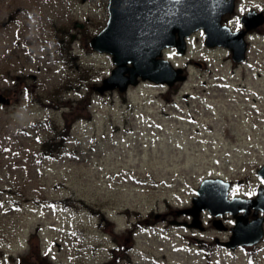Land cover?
I'll return each instance as SVG.
<instances>
[{
	"label": "rangeland",
	"instance_id": "rangeland-1",
	"mask_svg": "<svg viewBox=\"0 0 264 264\" xmlns=\"http://www.w3.org/2000/svg\"><path fill=\"white\" fill-rule=\"evenodd\" d=\"M107 2L0 0V264H247L220 248L204 258L192 237H213L209 221L205 233L171 222L203 177L256 184L264 43L235 66L195 39L185 57L203 65L185 81L102 94L113 63L87 40Z\"/></svg>",
	"mask_w": 264,
	"mask_h": 264
},
{
	"label": "water",
	"instance_id": "water-1",
	"mask_svg": "<svg viewBox=\"0 0 264 264\" xmlns=\"http://www.w3.org/2000/svg\"><path fill=\"white\" fill-rule=\"evenodd\" d=\"M106 9L107 21L87 40L91 50L108 52L113 63L109 73L94 87L102 94L111 89L125 92L129 85L135 86L140 80L164 83L165 86L185 81L184 74H180L183 69L174 68L169 59L162 58L161 51L172 45L178 53H183L185 36L196 28L204 30L207 45L231 46L233 37L236 42L241 36L219 24L220 13L225 8L217 0H109ZM253 14L250 12L247 16ZM232 55L236 62L243 57L240 50L234 48ZM8 102L9 97L0 93V104ZM259 167L257 174L264 178V163ZM228 182L219 176L202 178L190 199L191 204L176 210L180 214H190L187 226L202 229L199 214L207 210L214 218L213 226L220 228L221 221L216 216L235 213L237 203H249L255 209H262L264 214V197L260 195L253 201L239 196L227 198ZM260 221L245 224L236 221L225 245L257 243L262 232Z\"/></svg>",
	"mask_w": 264,
	"mask_h": 264
},
{
	"label": "flooded vegetation",
	"instance_id": "flooded-vegetation-1",
	"mask_svg": "<svg viewBox=\"0 0 264 264\" xmlns=\"http://www.w3.org/2000/svg\"><path fill=\"white\" fill-rule=\"evenodd\" d=\"M217 1L219 2V4L222 5V7L224 6L225 8V11L220 13L221 15L219 17V24H221L224 28L227 27L228 30H230L233 33L241 34V36L239 37L240 39H237L235 42V39L233 37V42H231V46L229 45L224 46L223 44L207 45L205 43V39H206L205 32L202 29V27H200V28H196L195 31L193 32L192 31L189 32L185 36V40H184L185 50L183 53L181 54L178 53L176 51L177 50L176 47H173L172 45L165 47V49L161 51L162 58L169 59V62L173 65L174 68L181 67L183 70H181L180 74H184L186 79H187L188 70L191 66L203 65V63L201 62L203 60L194 59L191 56L185 57L186 52L188 51V49L191 48L190 44L191 43L193 44L195 39H200L201 46H203L204 51L214 52L218 50L224 55V57H226L225 58L226 60H228L230 63H233V65L235 66H238V64L247 60L249 56L248 54L249 49L254 45L253 43L254 40L258 39L261 40L262 43H264V4L263 3L261 5H254L253 2H246L244 0H217ZM228 6H230V8ZM250 12H253L254 14L248 17L247 15ZM233 48L236 51L240 50L241 54H243L242 59L238 60V62L234 60V56L232 55ZM236 56L238 57L239 54ZM179 57L181 58V60L176 61L178 60ZM174 84L175 83H173L170 86H173ZM259 168L260 167H258L257 170ZM255 173L257 177L256 184L253 187H251L249 191H246L244 193H241L239 191L233 192V188L236 185L241 187L246 179L242 181L241 179L238 178L229 179L223 177L222 179H227L229 181L228 186L226 188L227 189L226 197L232 199L234 198V196H239L241 197V199H252V201L255 200V198H258L260 195L264 197V178L260 177L257 174V171H255ZM248 193H253V194L248 195ZM190 204L184 205L183 207L189 206ZM183 207L181 209H183ZM177 216H180L181 218L176 219L175 217H173L172 222L175 221L174 223H176L177 225H181L183 229H191V231H198L205 233L206 226H204V224L208 221L209 223H211L213 227L212 228L213 231H216L213 237L210 238L205 237V239L202 237H197L196 235L192 237L194 241L200 242L202 245H204L203 247L201 246L202 252L204 254L203 255L204 258H210V256H212L214 253L216 254V249L220 248L225 252L229 251V252L237 253V251H241L244 254L246 263L251 264L254 263L255 261L254 259L257 257L258 253L263 250L261 246L262 243L264 242L263 210L260 208L255 209L249 203H245V204L237 203L235 205V213L232 214V212H225L222 215L220 214L216 216L221 221L220 228L213 226L214 218L211 217L210 212L207 210H204L199 214V217L202 221L201 224L203 226L202 229L196 227L191 228L190 226H187L188 225L187 223H189L190 221V214L178 213ZM260 219H261L260 225L262 232H260V237L258 238L259 240L257 241V243H251L247 245H245L244 243H238L235 247H229L228 245H225L230 239V233H232V230L230 228L235 225L236 221H240L241 223L245 224L246 222L256 221ZM221 232H223L225 236L219 235ZM185 235L186 234L184 233L182 236L185 237ZM129 249L130 247L125 250L126 255L128 254L127 251ZM125 264H131V261L129 260V263H125Z\"/></svg>",
	"mask_w": 264,
	"mask_h": 264
},
{
	"label": "trees",
	"instance_id": "trees-1",
	"mask_svg": "<svg viewBox=\"0 0 264 264\" xmlns=\"http://www.w3.org/2000/svg\"><path fill=\"white\" fill-rule=\"evenodd\" d=\"M63 42H64V40H63ZM57 140H59V137H57L56 138ZM53 141H55V138H50V139H48L46 142H45V144L42 146V147H44V149H42L45 153L47 152V153H51V151H52V149H56V144H54L53 143ZM63 141V140H62ZM62 145V143H60V146ZM45 153H43V154H45ZM108 263H111V261L109 262H103V264H108Z\"/></svg>",
	"mask_w": 264,
	"mask_h": 264
},
{
	"label": "snow or ice",
	"instance_id": "snow-or-ice-1",
	"mask_svg": "<svg viewBox=\"0 0 264 264\" xmlns=\"http://www.w3.org/2000/svg\"><path fill=\"white\" fill-rule=\"evenodd\" d=\"M237 22H239V21H237ZM253 193H248V195H252Z\"/></svg>",
	"mask_w": 264,
	"mask_h": 264
}]
</instances>
